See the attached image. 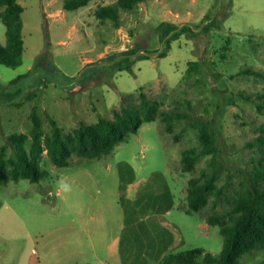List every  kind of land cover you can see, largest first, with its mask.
<instances>
[{
    "label": "rangeland",
    "instance_id": "1",
    "mask_svg": "<svg viewBox=\"0 0 264 264\" xmlns=\"http://www.w3.org/2000/svg\"><path fill=\"white\" fill-rule=\"evenodd\" d=\"M115 1L67 9L65 0H19L24 61L18 67L0 63V149L15 157L10 137L30 132L34 110L45 133L52 129L49 117L70 132L82 122L114 118L123 96L139 101L141 87L162 109L187 115L172 127L161 118L145 122L102 158L74 154L68 166H57L46 149L40 158L45 178L0 181V264H30L32 258L40 264H104L122 254L124 264H159L169 253L197 247L220 253L225 236L207 217L246 189L264 156V145L254 140L264 135V112L256 103L264 79L244 71H264V0H144L121 12L119 25L96 13ZM213 18L218 20L207 27ZM164 21L200 32H184L159 56ZM7 43V24L0 19V44ZM137 45L153 55L132 71L109 69L116 53ZM204 124L218 136L222 173L218 192L189 212L190 179L213 165L211 155L202 154L193 170H184L182 152L193 146L201 152ZM31 143L28 137L27 148ZM123 162L136 171L126 191ZM157 172L169 183L174 207L158 212L150 205L127 223L123 197L132 208L146 187L162 190ZM262 261L264 248L241 258L242 264Z\"/></svg>",
    "mask_w": 264,
    "mask_h": 264
},
{
    "label": "trees",
    "instance_id": "2",
    "mask_svg": "<svg viewBox=\"0 0 264 264\" xmlns=\"http://www.w3.org/2000/svg\"><path fill=\"white\" fill-rule=\"evenodd\" d=\"M90 0H65L67 9H77L89 3ZM144 0H117L111 4L100 6L96 13L100 18H113L120 24L121 12L134 10ZM24 6L19 0H0V19L7 24L8 43L0 44V63L18 67L23 63L25 42L22 36L24 23L22 14ZM218 18L207 22L206 26L216 23ZM213 21V23H211ZM194 25L176 24L164 21L159 26L162 46L157 49L159 56L167 55L172 47L173 39L184 32L192 35L200 32ZM152 51L144 50L139 45L128 48L114 55L110 70H133L134 64L142 59L151 57ZM197 63V62H195ZM50 66H52L50 64ZM264 79V71L253 68L244 69ZM139 101L135 95L123 96L122 105L114 110V118L100 117L95 123L82 122L79 127L65 132L57 120L49 117L51 131L44 132L43 121L37 110L32 113L33 127L29 133L12 134L10 140L15 148V157L6 158V147L0 149V181L6 183L10 177L15 179L29 178L40 181L48 171L40 165V158L47 149L51 160L57 166H68L74 154L88 158H102L112 153L116 146L134 133H138L145 122L161 118L168 127H172L177 119H182L185 112L161 108L158 100L152 98L143 87L139 89ZM260 112H264V93L256 96ZM31 137L30 149L26 140ZM217 134L207 125L200 130L201 152L198 148L188 147L182 152L184 170H193L200 156L211 155L212 171L202 170L199 176L190 179L188 190V205L190 211L204 208L210 197L218 192L222 170L220 166V149ZM264 145V135L254 139ZM255 142V143H256ZM121 173V189L126 191L128 184L136 177L134 166L123 162L119 166ZM155 178L163 180L162 190L148 186L135 198L132 208L123 204L127 213V223L131 222L132 214L141 216L143 208L154 206L158 212H165L174 207L175 200L169 183L162 172L155 173ZM141 212V213H140ZM210 224H219L225 236L224 246L220 253L207 251L203 247L169 253L159 264H242L241 258L246 253H254L264 248V156L258 161L257 170L250 176L246 189L230 201L229 206L222 210L214 209L207 217ZM82 264H94L86 262ZM259 264H264V261Z\"/></svg>",
    "mask_w": 264,
    "mask_h": 264
},
{
    "label": "crops",
    "instance_id": "3",
    "mask_svg": "<svg viewBox=\"0 0 264 264\" xmlns=\"http://www.w3.org/2000/svg\"><path fill=\"white\" fill-rule=\"evenodd\" d=\"M159 1V0H158ZM161 2V1H160ZM172 247H174L173 243H172ZM35 251H34V255H35ZM143 263H145V261H142ZM141 262V263H142ZM30 264H40V261L37 260V259H34L32 258L31 260V263ZM104 264H124V261H123V254L120 256V255H117V259L113 262H105Z\"/></svg>",
    "mask_w": 264,
    "mask_h": 264
}]
</instances>
